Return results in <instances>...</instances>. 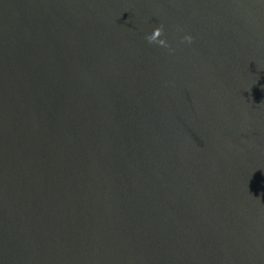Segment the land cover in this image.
Returning a JSON list of instances; mask_svg holds the SVG:
<instances>
[{
  "label": "water",
  "instance_id": "water-1",
  "mask_svg": "<svg viewBox=\"0 0 264 264\" xmlns=\"http://www.w3.org/2000/svg\"><path fill=\"white\" fill-rule=\"evenodd\" d=\"M0 264H264V0H0Z\"/></svg>",
  "mask_w": 264,
  "mask_h": 264
},
{
  "label": "clouds",
  "instance_id": "clouds-1",
  "mask_svg": "<svg viewBox=\"0 0 264 264\" xmlns=\"http://www.w3.org/2000/svg\"><path fill=\"white\" fill-rule=\"evenodd\" d=\"M164 34V28L163 25L156 27L152 34L148 35L146 37L147 41L149 43H157L161 46L168 47L167 41L165 39H160ZM183 40L191 43L193 40V37L191 35H186L183 37Z\"/></svg>",
  "mask_w": 264,
  "mask_h": 264
}]
</instances>
